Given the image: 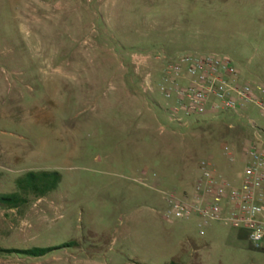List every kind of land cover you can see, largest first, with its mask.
Here are the masks:
<instances>
[{
  "label": "rangeland",
  "instance_id": "1",
  "mask_svg": "<svg viewBox=\"0 0 264 264\" xmlns=\"http://www.w3.org/2000/svg\"><path fill=\"white\" fill-rule=\"evenodd\" d=\"M183 54L225 56L264 86V0H0V195L31 171L62 178L23 213L0 209V249L71 245L0 264H264L243 232L164 219L156 179L182 194L209 164L240 185L242 156L223 147L264 130L253 107L168 114L157 58Z\"/></svg>",
  "mask_w": 264,
  "mask_h": 264
},
{
  "label": "built area",
  "instance_id": "2",
  "mask_svg": "<svg viewBox=\"0 0 264 264\" xmlns=\"http://www.w3.org/2000/svg\"><path fill=\"white\" fill-rule=\"evenodd\" d=\"M157 60L162 66L156 87L172 102L167 112L171 116H240L253 107L264 119V86L243 82L229 58L183 54L173 59L158 56ZM251 127L253 135L242 148L234 143L223 147L231 162L238 153L242 156L241 184L234 186L213 166L201 165L190 191L161 192L167 222L197 220L201 236L204 227L221 223L234 232H244L253 248H264V130L253 123Z\"/></svg>",
  "mask_w": 264,
  "mask_h": 264
},
{
  "label": "trees",
  "instance_id": "3",
  "mask_svg": "<svg viewBox=\"0 0 264 264\" xmlns=\"http://www.w3.org/2000/svg\"><path fill=\"white\" fill-rule=\"evenodd\" d=\"M62 178L60 174L56 172L46 171H31L15 181L16 191L7 195H0V209L2 210H14L22 212L32 202L38 201L50 195L56 191L60 185ZM65 246L59 249H32V250H3L0 249V256L16 255L21 259H41L44 258L56 250H62L70 247ZM171 264H179L172 262Z\"/></svg>",
  "mask_w": 264,
  "mask_h": 264
},
{
  "label": "crops",
  "instance_id": "4",
  "mask_svg": "<svg viewBox=\"0 0 264 264\" xmlns=\"http://www.w3.org/2000/svg\"><path fill=\"white\" fill-rule=\"evenodd\" d=\"M152 172V171H151ZM151 172H150V174H151ZM154 172V171H153ZM153 172H152V174H153ZM155 173V172H154ZM242 175V174H241ZM148 181V172H143L142 174H141V176H140V183L141 184H143V185H146V182ZM164 181L165 180H162V179H156L155 181H154V188L155 189H158V191H159V193H160V195H161V192L163 191L164 192V190H161L160 189V187L164 184ZM234 186H239V185H236V184H233ZM161 200H162V196H161ZM162 202H163V200H162ZM164 203V202H163ZM165 205V204H164ZM191 222H194V223H197V220H193V221H191ZM172 224V223H171ZM212 224H221V223H212ZM222 225V224H221ZM240 232H242V231H240ZM244 233V232H243ZM245 234V233H244ZM241 235L239 234V232H238V234H237V232L234 234V237L235 238H239ZM246 236V235H245ZM192 249H193V253H192V256L193 255H197V248H194V247H192ZM199 251V250H198ZM192 256H191V258H192Z\"/></svg>",
  "mask_w": 264,
  "mask_h": 264
}]
</instances>
